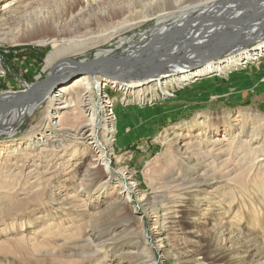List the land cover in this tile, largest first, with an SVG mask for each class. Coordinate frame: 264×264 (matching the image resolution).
<instances>
[{
    "label": "rangeland",
    "instance_id": "1",
    "mask_svg": "<svg viewBox=\"0 0 264 264\" xmlns=\"http://www.w3.org/2000/svg\"><path fill=\"white\" fill-rule=\"evenodd\" d=\"M84 1L0 0L1 102L51 78L75 101L81 62L92 63L99 49L126 54L143 36L151 38L154 20L98 47L68 52L45 68L51 46L33 43L41 31L21 34L19 24L37 22L46 8L43 36L56 35L67 46L96 35L105 15L117 14L109 21L113 27L127 10L140 12L144 0ZM237 5L221 11L239 12ZM55 20L64 33L49 25ZM260 40L264 35L245 48ZM214 75L213 83L198 89L191 78L168 86L169 94L147 92L144 103L106 83L107 73L97 76V89L90 76L93 101L115 108L114 135L123 140L105 149L107 166L96 164L97 147L83 138L89 132L83 133L82 104L71 103L49 120L45 102L4 125L9 131L0 133V264H264V52L249 66ZM95 107L101 143L102 112ZM8 117L1 121L8 124ZM204 122L205 129L199 124ZM40 137L44 145H35ZM130 183L135 187L125 200L122 188Z\"/></svg>",
    "mask_w": 264,
    "mask_h": 264
},
{
    "label": "bare ground",
    "instance_id": "2",
    "mask_svg": "<svg viewBox=\"0 0 264 264\" xmlns=\"http://www.w3.org/2000/svg\"><path fill=\"white\" fill-rule=\"evenodd\" d=\"M94 1L96 2V0ZM237 1H240L239 5H237ZM184 2L186 0H144L142 3L139 1L142 4L140 12L139 9L138 12L133 10V14L131 13L132 10H127L130 12L125 16V19H122L113 27L109 21L116 17L117 14L105 15L104 20L107 22H104L100 30H97L96 35H91L84 42L76 41L67 46L58 44L56 35L48 38L43 36V31L46 30L48 21L45 14L48 16L50 13L46 8H44L45 11L37 22L26 20V22L19 24L18 31L21 30V34L28 33V31H38L37 33L41 31L42 36L39 35L38 39H31L33 43L51 46L52 50L46 59L45 68H50L56 59L63 57L68 52H84L88 48L98 47L100 43L110 42L116 36L122 34L123 31L132 29L142 22L154 20L156 26L150 30L151 38H144L143 36L140 38L139 44L131 45L126 54L121 53L118 56H114L113 51L99 49L96 59L92 63L81 62L80 69L83 73L79 76L76 83H79L78 86L82 89L81 93L75 97L76 99L74 98L75 101H71L72 97H67L69 95L66 92L68 88L64 86L56 88L52 78L42 85L34 87L33 91L29 90L26 95L21 92L22 94L15 96L14 100H10L8 97L4 98V101H0V133L4 131L1 129H5L4 125L11 126L14 121L25 114H32L45 102L49 105L47 107L50 110L49 120L58 118L60 115L59 109L67 108L71 103H74V106L82 104L87 115L86 130L83 133L89 132L83 138L90 140V144L97 147L96 155L94 156L96 164L107 166L105 149H109L110 143L114 139H116V142L118 139V143L121 145L123 140L119 137V133L115 132L114 135L113 125L118 118L114 111L115 108L108 109L106 102L102 99L97 100L96 103L93 101L91 96L92 88L96 87L95 89H97L99 86L97 76L107 73L106 83L109 82L118 86V89L123 90L126 94H135L136 101L144 103L147 99V92H151L155 96V91L160 89L164 94H169L168 86L170 88L172 85H186V82L191 78H193V83H190L194 88L202 85L208 86L212 82L211 79L215 78V73L224 76L228 71H236L238 67L249 66L250 61L256 60V56L264 52V40H260L252 48L246 49L248 46L245 48L247 41L250 39H261L262 35H264V0H205L195 5L183 4ZM235 5H237L235 10L237 9L239 12H233L232 14L228 13L229 11H221ZM9 10L13 11L12 8H9ZM240 18L242 19L240 20ZM218 19H221L220 24L215 21ZM248 22H251V24ZM49 25L56 33H62L63 30L59 20H55ZM99 25H102V23ZM106 26L107 28H104ZM180 27L182 28L180 29ZM37 33L36 35H38ZM19 36L13 41L14 43L20 41L22 36ZM122 41L123 39H121ZM216 57L218 60L213 62ZM58 70H54L53 74L59 72ZM90 76L97 79L95 81L96 84L94 83L96 86L92 87V83L89 80ZM245 86L246 88L250 87L248 84H245ZM27 99H30V101L25 103ZM54 101L57 103H53ZM95 106H98L102 112L101 128L103 140L101 143L95 138ZM3 108H6V111L2 110ZM144 108L147 111L150 110L148 104ZM7 114L10 116L8 117L10 119L8 124H6L7 120L4 121L6 123L1 121L2 117L6 118L8 116ZM123 122L125 123V121ZM206 123L199 124L205 129L208 126ZM54 124L58 126V121L54 122ZM5 131L9 130L5 129ZM8 133L12 134L11 131ZM41 142L43 143L42 137L38 138V141L34 143L35 145H44ZM134 187V183H130L122 188L125 200L128 198V192H131ZM0 190H2L1 184ZM100 191H102L101 188L99 189Z\"/></svg>",
    "mask_w": 264,
    "mask_h": 264
}]
</instances>
